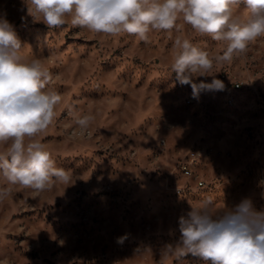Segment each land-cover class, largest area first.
Returning a JSON list of instances; mask_svg holds the SVG:
<instances>
[{
	"label": "rangeland",
	"instance_id": "374dc122",
	"mask_svg": "<svg viewBox=\"0 0 264 264\" xmlns=\"http://www.w3.org/2000/svg\"><path fill=\"white\" fill-rule=\"evenodd\" d=\"M28 3L0 0V18L15 26L21 54L52 73L61 101L36 139L71 181L42 192L15 186L0 200V264H202L190 254L165 256L179 239L180 216L209 198L214 215L244 198L264 211V37L197 77L210 83L215 76L225 88L194 98L170 72L175 36L210 57L226 44L188 26L171 39L153 31L149 44L70 21L50 30L27 14ZM67 105L95 116L86 135H72L79 129Z\"/></svg>",
	"mask_w": 264,
	"mask_h": 264
},
{
	"label": "clouds",
	"instance_id": "9594fccd",
	"mask_svg": "<svg viewBox=\"0 0 264 264\" xmlns=\"http://www.w3.org/2000/svg\"><path fill=\"white\" fill-rule=\"evenodd\" d=\"M27 14L50 30L70 21L72 27L98 35H126L149 44L153 31L168 33L171 39L172 33H182L188 26L201 37L226 44L222 55L210 57L183 35L175 36L177 51L170 72L180 85L191 86L194 98L202 91L225 88L215 76L210 83L197 82V77L209 76L214 64L231 62L264 37V0H29ZM24 45L15 26L0 18V144L7 146L0 152V177L6 181L0 200L15 186L42 192L55 182L71 181L69 170L36 139L55 120L61 95L50 87L53 76L41 60L21 54ZM66 108L79 129L72 135H86L95 116L74 105ZM213 206L209 198L201 208L179 217V239L164 247L165 256L180 261L190 254L202 264H264V211H256L248 198L215 215Z\"/></svg>",
	"mask_w": 264,
	"mask_h": 264
},
{
	"label": "built area",
	"instance_id": "2783aa9c",
	"mask_svg": "<svg viewBox=\"0 0 264 264\" xmlns=\"http://www.w3.org/2000/svg\"><path fill=\"white\" fill-rule=\"evenodd\" d=\"M195 159H196V156H195V153L193 152V154L190 156V159L183 165V169L185 170L187 174H188V165L193 164Z\"/></svg>",
	"mask_w": 264,
	"mask_h": 264
},
{
	"label": "bare ground",
	"instance_id": "6f19581e",
	"mask_svg": "<svg viewBox=\"0 0 264 264\" xmlns=\"http://www.w3.org/2000/svg\"><path fill=\"white\" fill-rule=\"evenodd\" d=\"M193 164H189L188 165V174H190L191 173V166H192Z\"/></svg>",
	"mask_w": 264,
	"mask_h": 264
}]
</instances>
